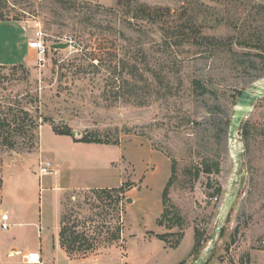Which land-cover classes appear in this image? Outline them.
<instances>
[{"label":"rangeland","instance_id":"1","mask_svg":"<svg viewBox=\"0 0 264 264\" xmlns=\"http://www.w3.org/2000/svg\"><path fill=\"white\" fill-rule=\"evenodd\" d=\"M0 5L7 21L27 27V39L34 19L50 45L73 39L67 48L49 49L43 66L35 49L26 63L0 65L5 197L17 193L14 177L21 178L20 187L40 193L52 210L45 211L50 222L61 210L69 230L84 234L86 242H80L92 243V250L118 243L119 227L141 243L145 228L158 227L153 215L164 211L162 194L174 165L171 213L164 223L178 217L180 225L194 222L206 247L220 211L234 198L211 255L264 264L258 252L264 250V96L245 119L248 138L237 134L241 162L229 138L241 92L264 81V0H0ZM0 23V56L9 61L3 45L10 48L21 30L11 33ZM54 126L110 144L76 142L56 134ZM45 160L56 173L40 179ZM218 162L220 173L204 171L205 164L215 169ZM58 178L68 188H86L66 191L61 208L62 192L52 186ZM218 185L223 194L217 199L210 195ZM120 186L121 194L110 190ZM4 251L0 264H18ZM105 260L120 264L119 248H111Z\"/></svg>","mask_w":264,"mask_h":264},{"label":"crops","instance_id":"2","mask_svg":"<svg viewBox=\"0 0 264 264\" xmlns=\"http://www.w3.org/2000/svg\"><path fill=\"white\" fill-rule=\"evenodd\" d=\"M4 22L10 26L11 33L13 28L15 32L20 29L21 37L17 35L14 38L13 36L14 42H11L10 48L7 47L9 44L3 45L11 56L9 57V61L5 60L4 56H0V65L28 62L30 51L34 49L28 46L29 39H27V33L29 32L27 27L23 26L21 22ZM4 168L3 162L0 166V217L2 212L8 211L11 226L8 230H2L3 233L0 235V262L2 261V256H4V248H6L7 258L17 257L16 262L18 264H31L25 261V255L30 251H38L41 254L43 264H105L106 261L110 260H105L106 253L113 247L119 248L121 253L120 264H180L182 262H184L183 264H191L197 259L192 255L195 244L194 222H187L186 220L181 225L177 223H172L169 226L166 223L160 225L158 219L161 217L163 211H159L156 215H153L155 216V221L157 220L158 227L155 229L150 227L148 229L145 228L142 233L143 241L141 243L134 241L137 238V234H128L129 238H127L123 229L118 243L97 250L91 249L82 254H70L61 243V210L56 211L54 219L50 222L46 217L45 211L52 210L46 202L42 201V195L40 193L36 194L25 191L20 187L19 179H22L14 176L18 187L17 193L7 194V197H5L2 194L3 188L7 187L2 179ZM55 173L50 175H54ZM45 176L47 175L41 176L40 179ZM53 181L52 186L54 189L58 188L62 192L59 197L60 208L62 196L66 191L86 189L68 188L64 186L59 178L55 180L54 184ZM178 232L183 233V237L174 246V243L178 239V235L176 234ZM165 233H174V235L166 239H161L158 236ZM6 236L10 238L6 240ZM258 252H262L264 255V250H258ZM254 263L252 258L250 264ZM210 264H230V262L227 258L213 256Z\"/></svg>","mask_w":264,"mask_h":264},{"label":"trees","instance_id":"3","mask_svg":"<svg viewBox=\"0 0 264 264\" xmlns=\"http://www.w3.org/2000/svg\"><path fill=\"white\" fill-rule=\"evenodd\" d=\"M0 9H1V5H0ZM8 17L0 12V21H7ZM53 49V48H51ZM50 49V50H51ZM136 58H139V54L137 55ZM194 84L197 87L203 88V90H206L205 87L202 85V83L198 80H194ZM53 131L56 134H60V135H67V136H72L74 141L76 142H86V143H107L110 144V141L107 139H102L100 137H91L88 135H83L79 138H77L75 136V132L73 131V129L69 126L65 127V128H58L57 126L53 127ZM241 134L243 135L244 139H247L249 134H250V127H249V123L247 121H243L241 126H240V131ZM204 171L207 173H220V163H216L215 164V169H213L212 165L210 164H205V168ZM174 172H175V167L174 165L172 166V174L170 179L168 180V182L165 185V188L163 190V194H162V202L164 205V211L161 215V217L158 219V223L164 224L165 220H168V217L170 216V211L171 209L167 208V205L170 202V187L173 183V178H174ZM1 182V180H0ZM103 190H107V189H103ZM110 190H115L121 193H123L124 187L120 186V187H114L111 188ZM223 194V187L221 185H218L216 187V189L214 190L213 193H211V197H215L218 199L219 196H221ZM171 220V219H169ZM181 219L180 217H178L176 223H180ZM170 222V221H169ZM171 223H168L167 225L169 226ZM118 234L115 235V238H120V233H122V228H118ZM178 235V239L176 241V243H174V246L177 245L180 241V239L183 237V233L178 232L176 233ZM204 232L201 231L200 227L198 225H195V244H194V249L192 251V255L195 256V258H198L201 254V251L203 250V248L205 247V239L203 236ZM223 234V232H222ZM174 235V233H165V234H160L158 235L161 239H166L167 237ZM60 237H61V243L62 246L66 248V250L70 253V254H74V253H85L88 250L93 249V244L92 243H88V244H84L86 242L84 234H79V232H75L72 230H69L67 224L65 223V216H63L62 218V228H61V232H60ZM84 240V243H81L80 240ZM212 259V255L209 258V260L207 261L206 264H210ZM230 264H235L234 261L230 260L229 261ZM184 262L180 263L183 264Z\"/></svg>","mask_w":264,"mask_h":264},{"label":"water","instance_id":"4","mask_svg":"<svg viewBox=\"0 0 264 264\" xmlns=\"http://www.w3.org/2000/svg\"><path fill=\"white\" fill-rule=\"evenodd\" d=\"M70 46L69 42H57L51 45V48L54 49H64ZM264 96V81L253 83L250 87L243 90L240 94V97L237 101V106L234 110L233 116L230 121L229 127V138L232 144L235 158L238 162L242 160L241 152L237 151V134L239 133L240 126L242 122L248 117L252 107L255 102ZM234 198H228L223 209L220 211V219L218 222V227L216 231L213 233L208 246L205 247L204 251L200 256L194 260L191 264H206L209 260L212 252L216 248V244L218 241V236L220 235L222 228L224 226V220L230 213V210L233 206Z\"/></svg>","mask_w":264,"mask_h":264},{"label":"built area","instance_id":"5","mask_svg":"<svg viewBox=\"0 0 264 264\" xmlns=\"http://www.w3.org/2000/svg\"><path fill=\"white\" fill-rule=\"evenodd\" d=\"M32 29V36L28 40V46L35 49L38 53V64L43 66L47 63V53L51 49L50 43L47 42V33L44 31L41 21L34 19L30 25ZM62 41L73 43L71 36H66ZM53 163L50 160L41 161L39 164V175H50L53 171ZM11 226L10 214L8 211L1 213L0 229L8 230ZM25 261L31 264H43L41 254L38 251H30L25 255Z\"/></svg>","mask_w":264,"mask_h":264}]
</instances>
